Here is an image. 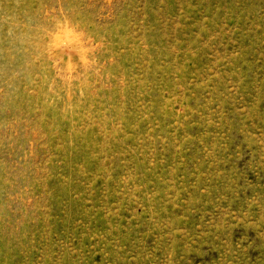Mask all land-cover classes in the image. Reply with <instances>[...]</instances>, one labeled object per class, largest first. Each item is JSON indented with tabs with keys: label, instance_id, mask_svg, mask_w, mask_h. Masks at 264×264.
<instances>
[{
	"label": "rangeland",
	"instance_id": "obj_1",
	"mask_svg": "<svg viewBox=\"0 0 264 264\" xmlns=\"http://www.w3.org/2000/svg\"><path fill=\"white\" fill-rule=\"evenodd\" d=\"M0 264H264V0H0Z\"/></svg>",
	"mask_w": 264,
	"mask_h": 264
}]
</instances>
